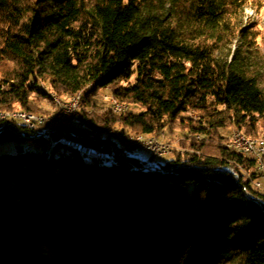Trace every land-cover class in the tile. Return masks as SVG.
I'll return each mask as SVG.
<instances>
[{"label": "trees", "instance_id": "trees-1", "mask_svg": "<svg viewBox=\"0 0 264 264\" xmlns=\"http://www.w3.org/2000/svg\"><path fill=\"white\" fill-rule=\"evenodd\" d=\"M247 5L264 0H0V111L48 113L53 94L81 93L93 132L75 134L111 159L86 163L62 144L3 154L0 264H41V242L46 264H264L261 172L227 146L229 132L264 133ZM103 87L127 108L97 112ZM176 123L195 152L124 144ZM0 128V142L26 140L18 121Z\"/></svg>", "mask_w": 264, "mask_h": 264}, {"label": "built area", "instance_id": "built-area-1", "mask_svg": "<svg viewBox=\"0 0 264 264\" xmlns=\"http://www.w3.org/2000/svg\"><path fill=\"white\" fill-rule=\"evenodd\" d=\"M110 108L112 110H117V105L110 106ZM61 115H68V117H71L73 120H76L78 124H80V117L77 114V97L75 98V104L73 105H63L59 103V112L56 117H60L61 119ZM0 120H13L22 123L25 126V128L23 129V133L34 130H48L49 132H52L51 148L52 146L57 144L64 145V140H75L77 142V146L79 147V149H82L83 153L94 156V161L111 160L110 156L106 151L85 142L84 140L81 139L80 136L74 134V132L67 131L66 134H61L58 136L54 135L56 132V127L60 125H52V118L41 119L40 116L23 117V113H14V114H6L0 116ZM80 127H89V126L80 125ZM3 129L4 128H0V132ZM90 132H93V129L91 127H90ZM229 140H238L241 143V149L246 150V152H248V155L256 159L257 169L261 172V179L253 181V185L257 188H260L264 192V186L262 185V181L264 180V147H258V140H249L246 138H241L240 134L237 133H232ZM133 144H134L133 152L135 153L143 150H147L152 152L153 154L164 155L170 152V149L167 148V146L163 144V142L158 140L155 136L149 137L147 139L137 140ZM22 146L33 149L44 148V142L23 143ZM51 148H45L47 154L51 151ZM146 168H155V167L148 166Z\"/></svg>", "mask_w": 264, "mask_h": 264}, {"label": "rangeland", "instance_id": "rangeland-1", "mask_svg": "<svg viewBox=\"0 0 264 264\" xmlns=\"http://www.w3.org/2000/svg\"><path fill=\"white\" fill-rule=\"evenodd\" d=\"M241 23H242V26L247 25L248 27H250L249 29L252 32L257 34V37L255 40H256L257 46L261 50V56H260L262 58L261 64L264 68V9L257 8L256 6L254 7L251 5H247L243 11ZM44 86L47 87V84L45 83ZM56 96L59 97L58 95ZM96 97L98 98L100 106H101V109H98L97 112H103L105 109L110 108L111 106L110 100L113 97L111 95V90L109 87H103L101 89H98L96 91ZM68 99H62V100H68ZM44 107L49 111L48 113H35V112H32V113L47 116L48 114L52 113L54 110H57L55 101L53 103L48 102V101L47 103L45 102ZM12 111H15V110H12ZM24 112H27V111H24ZM27 113H31V112H27ZM192 116L195 117V115H192ZM233 132L234 131L229 132V138L231 137ZM157 133H159V130H157L154 136L158 140L163 142V144H165L167 148L170 149V153L168 156H170V154H173L172 152L174 151L180 152V153H185L187 151H190V152L196 151L195 149H192V148L190 149L188 147L187 141H185V138H184L185 137L184 136L185 135L184 126H181L178 123L173 125V127L170 129L168 128L163 129L159 135ZM221 133L227 134L225 130H221ZM114 137L119 138L117 133L114 134ZM22 143L23 142L21 141L0 142V157L5 153L9 155H13V154H17L19 151L27 152V150H25L24 148H22L21 150L17 149L19 145H23ZM212 143L203 149V153L205 154L215 153V148H214L215 142L213 141ZM146 156H148V154H146ZM262 185L264 186V181H262ZM39 246L40 248L44 249L46 253L48 254V257L44 260V262L41 263V264H46L45 262L47 261V259H49V256H50L48 246L45 242H41Z\"/></svg>", "mask_w": 264, "mask_h": 264}, {"label": "bare ground", "instance_id": "bare-ground-1", "mask_svg": "<svg viewBox=\"0 0 264 264\" xmlns=\"http://www.w3.org/2000/svg\"><path fill=\"white\" fill-rule=\"evenodd\" d=\"M76 97H77V114L79 115V101L81 98V93L75 94L74 96L70 97L68 100H62L61 98H59L53 94V99L55 101V105L57 106V110H54L52 113L48 114L47 116L46 115L33 114V113H27V112H24L22 110L0 111V116L6 115V114L23 113V117L40 116L41 119L52 118V125H60V126L65 125L69 128V132H74V134H75V130H77V129H81V130H85V131L90 132V127L92 129H93V127L89 122H84V121L80 120V124H78V122L76 120H73L71 117H68V115H61V119H60V117H56L58 115V112H59V103L63 104V105H73V104H75V98ZM110 104H111V106L117 105V110H113L115 112L124 111L127 108L126 104L117 101L115 98H112L110 100ZM80 125H88L89 127H80ZM233 133L240 134L241 138H246L249 140H258V147H264V133H262L261 135L256 136V137H249L239 130L234 131ZM15 134H18L19 136L26 138V140L23 143L44 142V148L33 149V148H28V147L23 146V148L26 150L35 151L39 154H47L45 148H51L52 132H49L48 130H34V131L23 133V129H18L17 131H15ZM153 136H154L153 133L147 134V135H137L134 138H132L131 141L125 142L124 144L128 148H130L133 152L134 151V144H133L134 142H136L137 140H141V139H147V138L153 137ZM119 141L122 142L121 139ZM64 146L70 147V148L76 150L84 162H86V163L94 162V156H92L90 154L83 153L82 149H79V147L77 146V142L75 140H64ZM227 146L233 147L237 151L248 155V152H246V150L241 149V143L238 140H229L227 143ZM154 155L157 157L161 156V154H154ZM134 168L144 169L145 167L134 166ZM146 169L151 170V169H155V168H146ZM146 169H144V170H146ZM244 191H245L247 196L252 197V198L254 197L250 192H248V190L246 188H244Z\"/></svg>", "mask_w": 264, "mask_h": 264}, {"label": "water", "instance_id": "water-1", "mask_svg": "<svg viewBox=\"0 0 264 264\" xmlns=\"http://www.w3.org/2000/svg\"><path fill=\"white\" fill-rule=\"evenodd\" d=\"M144 169H146V167L144 168ZM147 170V169H146ZM149 171H152V172H157L158 170H156V169H149Z\"/></svg>", "mask_w": 264, "mask_h": 264}]
</instances>
